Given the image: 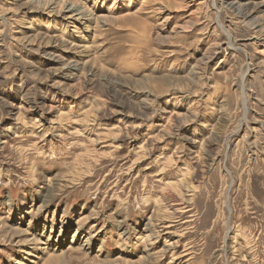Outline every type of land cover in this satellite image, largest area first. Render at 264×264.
I'll list each match as a JSON object with an SVG mask.
<instances>
[{"label": "rangeland", "instance_id": "obj_1", "mask_svg": "<svg viewBox=\"0 0 264 264\" xmlns=\"http://www.w3.org/2000/svg\"><path fill=\"white\" fill-rule=\"evenodd\" d=\"M126 1L89 3L117 18L84 68L86 38L0 0V264H264V13Z\"/></svg>", "mask_w": 264, "mask_h": 264}, {"label": "bare ground", "instance_id": "obj_2", "mask_svg": "<svg viewBox=\"0 0 264 264\" xmlns=\"http://www.w3.org/2000/svg\"><path fill=\"white\" fill-rule=\"evenodd\" d=\"M112 1H113L112 6H114L116 3V0H112ZM133 1L134 0H127L126 1L127 4L123 6L125 11L121 16L122 18H131L132 16H135L136 14L143 13V12H147L144 14H148V13L155 14L156 12H161V9L159 6L158 7L157 6L156 7L155 6L149 7L146 10L145 6L149 5L151 3V0H143L137 9L133 8V4H132ZM153 1H155V0H153ZM97 2H98V0H12V6L8 5L7 7H5V11H10V10L15 11V12L16 11H25V12H29V13H38V14L46 15L47 18H49V19L52 18V21L55 20L56 22H58L60 28L67 29V28L71 27L72 32L76 33V35H77V37H75V38L84 39L87 36H89L90 34L92 35V38H95L96 35L98 34L97 29L99 28L98 27L99 25L103 26L108 21L115 20L117 18V16H113L114 11H116V10H111L110 8H112V7L108 8L106 14L104 13L102 15H96L94 13V11H96V10L93 11V9H91V7L89 6V3H92V7L94 9H96ZM230 8L233 9L235 12H237V14H240V16L242 17L241 18L242 21H244L247 18H249L251 15L254 16L255 14L257 15L261 12L264 13V0H259V1L245 0V2H242V3L236 2V3H232L230 5ZM244 8L247 10V13H242L241 10H245ZM249 25L253 26V23H251ZM259 27H260L259 32L262 33L261 34L262 36H264V25H261ZM221 28H222L223 32H226V31H224L223 26H221ZM27 29H28V27H27ZM30 35H31V33H30ZM36 38H37L36 34H32L29 37L27 35V39H26V37H24L25 42L29 41V43H31V42L34 43ZM260 39H261V37H256V42L259 41ZM208 47H207L205 53L203 54V56L206 55L207 53H210ZM232 47H233V44L231 41H229V40L225 41L224 49H231ZM65 50H64L65 52H67V51L71 52L70 54L75 57V61L74 60L73 61L77 64L78 63L81 64V67H84L85 65H87V67H88L89 63L93 67L94 63L97 62L96 60H97L98 56H96V54L94 53V51L92 49V44L89 41H87V38H86V41H84V43H82V44H75L74 43V44H71L70 46H68V48L66 46ZM200 59H198V60L200 61ZM69 63H72V62H69ZM98 65L96 63V66H98ZM98 68H100V67H98ZM187 178H188V174L184 175V177H181L180 184H182V188L179 189L180 190V196L182 193V195L184 197L185 196L188 197V194L194 192V190L196 188V187L192 186V183L189 182V180H187ZM173 200H174V198H173ZM183 202L184 203L185 202L191 203L192 200L189 199V197H188V198H184ZM174 204H176V203H174ZM176 206H177V204H176ZM171 208H172V210H171L170 215H168L169 212L166 210L167 212H164V218L158 219V222H159L158 225L162 224V226H165V228H169V227H172L171 226L172 223L178 222L177 221V218H178L177 214L179 216L180 211L183 212V209L185 207H182V208L181 207H178V208L171 207ZM163 211H165V209ZM154 233L158 234V231L154 230ZM18 234H20V233H18ZM37 242L39 243V241L31 235V237L27 236L26 240H23V241L21 240L20 243L25 245L26 247H28V249H30V245H34V244L36 245ZM87 242H89V241H87ZM81 246H83V245H81ZM60 255H62V254L60 253ZM186 255H188V254H186ZM57 256H59V255H57ZM44 264H48V262L45 263V261H44Z\"/></svg>", "mask_w": 264, "mask_h": 264}]
</instances>
